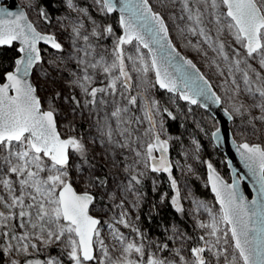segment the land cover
Masks as SVG:
<instances>
[{
    "label": "snow or ice",
    "instance_id": "1",
    "mask_svg": "<svg viewBox=\"0 0 264 264\" xmlns=\"http://www.w3.org/2000/svg\"><path fill=\"white\" fill-rule=\"evenodd\" d=\"M181 2L183 11L188 13L187 20L191 22L187 32L202 37V42L223 61H231L236 71H241L243 65V83L249 85L247 91L257 92L264 101V75L249 62H257L258 68L264 70V0H196L195 11L191 10V0ZM94 3L103 15L113 13L118 7L114 0H94ZM67 6L74 9L72 0H67ZM79 11L87 15L85 9ZM119 12L120 35L114 33L111 25L93 20L89 30L83 21L72 18L70 51L66 58L61 57V62L72 77L68 84L72 89L78 88L81 96L73 93L65 100L75 105L71 109L73 118L77 109L81 110V117L86 108L90 115H95L94 126L102 144L111 146L114 153L116 149H126L132 154V162L122 165L127 175L121 191L139 197L136 186L142 184L145 170L167 173L172 189L176 190L173 164L168 158L169 141L161 138L163 122L158 126L155 118L160 112L158 101L149 99L147 89L138 95L128 96L126 105L116 101L115 97L119 95L123 101L124 93L131 91L134 78L130 72L146 77L152 71L155 84L160 89L179 92L180 99L191 104L198 103L196 97L212 99L217 104L221 98L212 92L209 81L196 65L176 51L163 16L153 10L150 0H119ZM205 14L212 18L210 22H214L218 34L215 38L205 32ZM39 16L50 23L48 13L42 8ZM225 35L238 46L232 48L231 54L221 39ZM106 36H115L110 56L107 49L98 51L101 48L99 41ZM16 41L22 55L15 59L14 70L4 72L6 82L0 84V208L4 209L0 211V253L11 256L16 252L28 257L30 249L38 253L41 246L55 244L62 245L66 252L45 261L10 259L9 264H64L61 258L64 255L71 264H210L208 254L218 264L221 261L222 264H264V146L248 142L239 143L236 150L255 177L259 199L247 200L238 192L235 180L232 184L224 183L209 163L208 183L220 206L219 214L213 213L203 203L197 204L198 209L208 212L211 222H197V227L206 231L199 237L202 244L191 247L187 255L183 247L169 249L168 244L157 245L156 251L149 252L144 234L128 221L127 200L121 199L115 207L124 211L115 219V224L129 228L140 242L128 240L119 228L109 223L113 238L120 245V257L113 259L101 238V219L90 214L96 195L87 190L106 188L107 178L95 175L82 136L62 137L58 131V108L50 102L44 109L37 95V86L28 79L30 73L42 64L41 50L37 46L39 42L60 53L64 52V45L56 35L38 31L24 11L11 12L0 8V46H11ZM134 41L137 42L136 55L125 56L124 46ZM141 48L147 49V55ZM212 63L219 68L215 60ZM41 70L47 76L46 70ZM227 71L231 76L233 67L229 66ZM101 72L107 77V82H101L103 86H94ZM250 74H254L251 79ZM253 81L259 82L255 89L251 86ZM143 82L148 83L146 79ZM232 84L236 85L238 93L236 79H232ZM55 96L59 98L61 93L57 92ZM105 96L113 98L111 105L114 107L102 116L101 106H109ZM140 100L144 101L143 118L130 114L129 106H138ZM255 106L264 112V102ZM242 110L243 104L235 108L237 113H242ZM163 111L172 117L166 108ZM145 119L149 127L141 133L139 126ZM256 119L264 120V117ZM133 124L136 127H132ZM69 128L74 131L72 121ZM218 134L219 129L212 136L218 137ZM117 136L118 139L115 138ZM73 155L79 159L73 160ZM128 158L124 156L125 160ZM73 173L87 186L82 193L73 186ZM105 194L100 193L101 200ZM172 203L176 211L183 212L178 191ZM136 206L133 203V207ZM17 219L18 224H9ZM18 230L23 231L17 234ZM4 238H7L6 244ZM187 238L179 231L170 237L173 240ZM11 241H16V244ZM97 250L100 255H97ZM166 251L171 253V258L163 255Z\"/></svg>",
    "mask_w": 264,
    "mask_h": 264
},
{
    "label": "rangeland",
    "instance_id": "2",
    "mask_svg": "<svg viewBox=\"0 0 264 264\" xmlns=\"http://www.w3.org/2000/svg\"><path fill=\"white\" fill-rule=\"evenodd\" d=\"M64 3L67 5V0H63ZM88 6H80L76 4L74 0L72 3L74 5V9H69L68 16L64 15L60 18H57L53 22L46 23L42 22L40 19L39 13L37 11V5L35 0H18V2L25 8L26 14L28 19L33 23V25L37 28L38 31L42 33H51L56 35L59 42L64 45V52L60 53L57 51L51 50L49 55L52 58H43L42 57V64L38 66L32 74V80L38 88V96L42 101V107L47 109L49 103L52 102L58 108L59 115L57 116L58 120V128L59 132L61 133L62 137H67L68 135H77L82 136L84 138V142L88 147V160L90 164L94 166V173L96 176H99L101 179L107 178V187L101 189H94V188H87L89 192L94 193L98 196L99 201L94 203L90 208V214L93 216L98 217L102 221L101 225V238L104 239L107 247L109 248L110 255L113 259H118L120 257V245L114 240L111 230L108 227L109 223H113L115 227L119 228L120 232L127 237L128 240H136L137 243L140 242V238L136 236L135 233L131 232L129 228H124L123 225H116L115 219L119 218V215L124 209L116 208L115 205L120 203L121 199H126L127 204L126 208L128 210V221L134 227L136 226V220L138 216V207L139 204L142 202V199L135 195H130L127 192L121 191V189L126 184V173L124 171V164H130L132 162L133 156L130 152L125 150L116 149L115 153L112 151L111 146H108L106 143H101V137L94 126L96 123L95 115H90L89 110L86 108L83 110V117L80 115V109H77V114L75 118H73V114L71 109L75 106L73 103L66 101L65 97L71 96L73 93L80 97L81 93L78 88L72 89L68 84V81H64L61 86H54L53 82L63 74H67L68 80L72 79L67 69L64 68L63 63L61 62V57H67L70 44V33H71V22L72 18H78L83 21L86 27L90 30L92 27V22L94 19L89 16L88 11L93 9L99 14H102L99 10V6L94 3V0H87ZM158 8V12L165 18L167 21L173 39L178 41L182 46H185L190 52L195 55H198L201 60L202 64L206 70L209 72V79H211L215 85L216 92L221 98L222 106L233 116L235 121L231 124V131L233 137L238 142H248L251 144H260L264 146V120L256 119L257 117H264V112H261L259 107L255 105L260 104L262 98L259 97V94L255 91L249 93L247 88L249 85H245L243 83V76L242 71L244 70V66L242 65L241 71H236L234 64L231 61L225 62L222 58L218 56L216 52H213L208 45L202 42V37L199 35L193 36L191 33L187 32V27L190 26L191 22L187 20V12L183 11V5L181 0H176V3H173V0H151ZM91 5V6H90ZM196 0H191V10H196ZM79 9H85L87 15L82 14ZM103 15V14H102ZM184 19H181V17ZM91 18V19H90ZM212 18L205 14L204 16V23L203 26L205 28V32L209 35L213 36L214 38L218 35L215 31L214 22H210ZM96 22H102L104 25H108L105 21L95 20ZM183 29V31H182ZM226 43V51L231 54L232 48H237L238 46L235 45L234 41L231 37L225 35L222 36ZM108 36L104 39L100 40L99 43L101 48L98 51L103 49H107L109 56L111 54L112 48L114 46V40L111 41L112 44L107 42ZM82 44L83 42L80 41ZM193 45H196L194 47ZM137 42H133L131 45H125V56L128 55H136ZM48 49V48H46ZM50 50V49H49ZM141 51L147 55L145 50L141 48ZM215 60L216 63L219 65V68L216 67V64H213L212 61ZM253 64V66L258 70L261 71V74L264 75V70H260L258 68V63L255 61H249ZM58 65V67H57ZM229 66L233 67V73L230 76L227 69ZM129 68H131V64L129 62ZM47 72V76H45V71ZM223 73V74H221ZM130 74L133 76V87L130 92H125V99L123 101L120 100V96L117 95L115 100L120 102L123 105L127 104V97L130 95H138L147 89V95L149 99L156 98L155 92V81L153 72L149 71L146 77H142L140 74L132 71ZM254 74H250V79ZM236 79L237 84L239 85V92L236 91V85L232 84V79ZM147 80V84L143 81ZM107 82V77L101 72L98 76L96 83L94 86H103L101 83ZM258 81H253L252 87L255 89V86L258 84ZM59 92L61 96L56 98L55 94ZM105 100L109 101V106H101L100 114L103 116L105 112H110L114 105H111V101L113 100L112 97L105 96ZM241 104L244 105V110L242 113H237L235 108L239 107ZM143 105L144 101L140 100L138 106H129L131 109L130 114L143 118ZM159 105V104H158ZM160 109V106H159ZM157 120V125L163 120L162 119V112L160 109L159 114L155 117ZM72 121V127L74 131L70 130L69 122ZM163 122V121H162ZM132 127H136L135 124ZM140 132L143 133V130L149 127L147 120L145 119L143 124L139 126ZM161 138L167 139L169 141V153L170 155V146L172 141V136L167 133L164 129H161ZM115 138H119L118 136ZM145 140L148 137H144ZM95 140V142H93ZM135 146V145H134ZM142 150V149H141ZM127 155L129 158L128 160L124 159V156ZM156 155H159L158 153ZM183 157H184V166L188 168L190 172L196 173L201 176V174L197 170V164H199V159L196 155L191 151L184 149L183 150ZM79 158L73 155V160H78ZM115 161V163H114ZM170 162L173 164L172 175L173 178L177 181V189L173 190L171 187V182L168 178L167 173H162L168 180L172 195L170 198L171 205L174 209L175 206L172 203V199L174 196L177 195V191L179 192V203L183 209H187L190 214L192 215L193 219L195 220L196 224L198 221H203L204 223H210L211 217L209 216L208 212L205 211L203 208L198 209L197 204L203 203L207 205L208 208L212 209L213 213L219 214V207L213 205L212 202L203 200L200 198L195 197L192 194L191 187L182 179L184 166L181 164L180 161L172 160L170 158ZM207 165V164H206ZM174 169L177 171V175L174 174ZM146 175L143 178H148L151 181V184L158 183V177L161 173H152L147 170ZM183 176V177H182ZM202 179L206 180V177L201 176ZM72 182L73 186L76 191L83 192L86 190V184L83 180L79 179L78 176L73 173L72 175ZM106 193L101 200L100 193ZM111 197V198H110ZM133 203L137 206L133 207ZM104 208V211L101 209ZM3 208H0V211H3ZM19 223V220L10 221L9 224ZM29 231L31 229H28ZM206 231V229H203ZM18 230L17 234H19ZM176 231H174L175 233ZM173 233V234H174ZM7 238H4V243L6 244ZM12 244H16V241H11ZM187 240H173V247L171 249L181 248L184 249V254L187 255L185 246ZM149 252L156 251V245L146 244ZM53 249L49 247L41 246V250L37 252H33L31 249L30 255L25 257L21 253L13 252L11 256L4 254L5 260L4 264H9L10 259H17L23 262V260L27 259H40L41 261H45L46 259L52 256H61L62 251L66 252V249L63 248L60 244H55L51 246ZM231 252V249L229 250ZM101 253L97 250V255ZM158 255L161 253L157 252ZM169 258H171V253L167 254ZM64 261V264H71V262L67 259L66 255L61 257ZM231 256H229V259ZM208 259L210 260V264H218L217 260L211 255L208 254ZM222 264V261H221Z\"/></svg>",
    "mask_w": 264,
    "mask_h": 264
},
{
    "label": "trees",
    "instance_id": "3",
    "mask_svg": "<svg viewBox=\"0 0 264 264\" xmlns=\"http://www.w3.org/2000/svg\"><path fill=\"white\" fill-rule=\"evenodd\" d=\"M74 1L80 6H88L89 4L87 0ZM35 2L38 13L42 8L48 13L50 22H53L61 16H68L69 9L63 0H35ZM150 4L153 10L158 12L157 6L151 0ZM88 13L89 16L91 15L92 19L105 21V23L111 25L116 35L121 34L119 19L116 13L102 15L93 9H90ZM40 19L42 22H45L43 18L40 17ZM165 22L176 48L196 64L216 91L215 85L213 81L209 79V72L203 66L201 58L173 39L171 29L167 21ZM113 39H115V36L108 37L107 42L112 44L111 41ZM41 51L43 58H52L49 55L51 50L42 48ZM18 56L16 44H12L8 47H0V83L4 81L3 74L5 71L13 70L14 61ZM64 81H68L67 74L65 73L63 76L60 75V77L53 82V85L61 86ZM155 92L162 112L163 127L167 133L172 136L169 158L180 161L184 166L183 150H191L199 159L197 170L201 176L205 177V168L211 163L213 168L226 181H229L230 175L225 163V158L222 152L214 146L211 138L212 132L217 128V121L199 105L192 106L189 103H184L177 95L159 91L156 85ZM165 108L172 113V117H169L167 113L163 111ZM235 120L236 119L233 118V121ZM197 146L199 147L197 148ZM183 173L184 177L182 176V179L191 187L192 194L197 198L210 201L216 206V202L209 190L206 180L202 179L200 175L190 172L186 166H184ZM174 174L177 175L175 169ZM157 180L158 183L152 185L148 178H142V184L136 186L140 193V198L142 199L138 207L137 217H139V219L136 220V226L144 234V242L146 244L156 246L168 244L169 249L173 247V239H170V237L173 236L174 231L186 234L188 238L186 239L187 243L185 249L187 254H189L188 250L191 247L202 244L199 237L204 234L205 230L197 227L195 220L187 209H183V212H178L172 207L170 202L172 191L167 178L162 173ZM244 190L250 197V193L245 186ZM98 201L99 199L96 195V201L94 203ZM49 248L53 249L51 246ZM168 253L169 252L166 251L163 255H167ZM4 260V254L0 253V264H4Z\"/></svg>",
    "mask_w": 264,
    "mask_h": 264
},
{
    "label": "water",
    "instance_id": "4",
    "mask_svg": "<svg viewBox=\"0 0 264 264\" xmlns=\"http://www.w3.org/2000/svg\"><path fill=\"white\" fill-rule=\"evenodd\" d=\"M114 3H117L118 7H117V10L114 11L113 13H116L118 15V19H119V17H120L119 0H114ZM0 8L7 9L8 11H11V12L24 11L25 14H26V11L24 10L23 7L20 6V4L18 3L17 0H0ZM113 13H111V14H113ZM44 34H46V33H44ZM121 34H122V29H121ZM169 39H171L170 34H169ZM171 41H172V39H171ZM172 43H173V41H172ZM13 44H16L17 45V51H18V49L20 47L19 42L16 41V42H13ZM8 46L9 45H4V46H0V47H8ZM37 46H38V48L40 50L42 48H48L50 50L56 51L55 49H52L49 45L44 44L43 42H39ZM173 46L175 47L176 51L180 53L181 56L185 57L186 59L191 60L190 58H188L184 54H182L178 50V48H176V46L174 45V43H173ZM143 50H145V52L147 53V49H143ZM18 54H19V56L22 55L19 52H18ZM41 56H42V54H41ZM13 70H14V68H13ZM199 71H200V69H199ZM200 73L202 74L201 71H200ZM32 74L33 73H30L28 79H29V81L31 83L34 84V82L32 80ZM153 76H154V81H155V73L154 72H153ZM205 79H207V78L205 77ZM5 82L6 81L4 80L2 83H5ZM2 83H0V84H2ZM209 84L211 85L210 82H209ZM156 87L158 88L159 91L166 92V93L173 94V95H177L179 97V99H180L179 92H177V93H170L166 89H160L158 85H156ZM211 90H212V92H215L217 96H219L217 94V92L214 90V88H213L212 85H211ZM196 98L198 100V103L197 104H191L188 101L182 100V99H180V100L182 102H184V103H189L192 106L199 105L205 112H207L213 119H215L217 121V128L213 132H215L217 129H219L218 137H213L212 134H211V138H212V142H213L214 146L220 152H222V154H223V156L225 158V163H226L227 169L229 171L230 179H229V181H226L215 170L216 174L219 175V177L226 184H232L233 181L235 180L237 182L236 183V187H237L238 192L240 194H242L247 200L251 201L253 198L259 199V197H258V184L256 183L255 177L248 170V168L246 167L244 161L241 159L239 152H237V150H236V146L239 143H243V142H238L233 137V134H232V131H231V124L233 122V116L222 106V102H220L219 104H217L212 99H205L203 97H196ZM230 115L232 116L231 119H229V116ZM58 131H59V129H58ZM168 158H169V156H168ZM169 160H170V158H169ZM205 170H206L205 177H206V182H207V185L209 187V190H210L211 194L214 197V200L216 202V205L218 207H220L219 204L216 201L215 193L212 192L211 185L208 183L209 170H208V167L207 166H206ZM244 186L249 191L250 197L246 194V192L244 190ZM90 208H91V206H90Z\"/></svg>",
    "mask_w": 264,
    "mask_h": 264
},
{
    "label": "flooded vegetation",
    "instance_id": "5",
    "mask_svg": "<svg viewBox=\"0 0 264 264\" xmlns=\"http://www.w3.org/2000/svg\"><path fill=\"white\" fill-rule=\"evenodd\" d=\"M18 1V0H17ZM19 3V2H18ZM20 4V3H19ZM20 6L21 7H23L21 4H20ZM37 7V6H36ZM24 8V7H23ZM24 10H25V8H24ZM37 11H38V8H37ZM46 34H51V33H46ZM41 54H42V51H41ZM42 57H43V55H42Z\"/></svg>",
    "mask_w": 264,
    "mask_h": 264
}]
</instances>
